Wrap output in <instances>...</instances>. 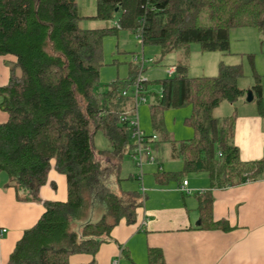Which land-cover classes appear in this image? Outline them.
<instances>
[{
  "label": "trees",
  "instance_id": "16d2710c",
  "mask_svg": "<svg viewBox=\"0 0 264 264\" xmlns=\"http://www.w3.org/2000/svg\"><path fill=\"white\" fill-rule=\"evenodd\" d=\"M117 15L114 27L87 29L79 24L77 0H0V56L15 58L8 83L0 86V108L8 114L0 123V172L8 174L18 199L27 201H42L39 191L53 160L68 181L67 200L42 201L44 213L25 230L6 264H97L95 257L112 239L115 226L138 220L145 195L114 189L122 180L120 159L134 146L136 104L125 108L130 96L123 92L133 85L137 70L109 83L106 91L97 90L105 35L142 28L144 45H159L164 55L176 50L187 55L195 42L205 51L228 52L232 28L257 27L264 33V0H97L94 18ZM249 58L255 68V55ZM187 71L186 63H178L175 74L161 80L151 106L152 123L170 142L171 156L184 161L185 171L208 172L214 187L238 185L264 173V158L240 157L234 143L236 112L214 116L221 103L233 104L249 89L264 114L262 76L254 70V84L246 89L238 83L243 64L222 63L215 76ZM188 105L192 113L186 123L194 136L174 140L164 127L163 112ZM99 130L112 144L109 154L115 163H102L103 152L94 145ZM184 175L164 171L155 179L167 185ZM199 199L200 226L228 230V223L214 219L212 197ZM91 210L99 218L83 224ZM75 225H82L80 231ZM74 254L92 259L75 263ZM148 259L149 264H166L157 247L149 248Z\"/></svg>",
  "mask_w": 264,
  "mask_h": 264
},
{
  "label": "crops",
  "instance_id": "0c3cea01",
  "mask_svg": "<svg viewBox=\"0 0 264 264\" xmlns=\"http://www.w3.org/2000/svg\"><path fill=\"white\" fill-rule=\"evenodd\" d=\"M78 9L80 11L79 5ZM95 14L84 17L94 20ZM86 28H103V26L96 21H89ZM235 31H239V42L242 43L244 51L255 54L258 73L263 77L264 103L262 43L264 33L257 27H240ZM231 43L230 33V48ZM201 50L206 52L205 54H214L204 55L207 61L205 68L209 69V76H215L222 63L227 65L237 63L235 57L231 59L225 57L227 52L205 51L202 47ZM187 51L186 64L189 75L190 48ZM218 52L220 55H215ZM14 61L15 58L11 55L0 56V86L8 83L10 68ZM176 65L173 67L176 68ZM254 80L252 76L251 85L243 88H251ZM242 98L236 101L239 106L231 111V113L236 112L234 143L239 148L243 161H257L264 158V114L261 113L258 103H247L242 101ZM1 99L2 97L0 101ZM253 100H256L255 97ZM178 112L182 118V121L179 119V133H182L180 138L191 139L194 136V129L186 127L183 120L186 121L191 115L192 107L191 105L182 107ZM144 114H146L145 110ZM7 119V112L0 108V123ZM143 124L146 126L145 122ZM185 179L188 180L187 187L191 190L190 194L181 190ZM9 182L8 174L0 172V227L8 229L3 235L0 234V264L9 261L25 230L31 228L44 213L45 206L42 201H65L68 197L67 177L56 170L54 160L48 182L39 191L42 201L18 199L15 188L10 186ZM148 189L146 188L145 193L147 203L143 211H139L137 222L134 224L121 222L115 226L112 239L107 244L111 246L110 253L106 257L107 261L104 257H98L103 247L101 246L95 257L97 264L100 262L112 264L116 256L119 257V264H149L150 247H157L163 251L166 264H264V173L241 184L220 188L212 185L208 172L200 171L193 172L192 177L184 175L177 182H170L167 185H160L155 179L149 182ZM205 195L213 199L214 219L228 223L230 226L228 230L200 226L199 197ZM80 255L87 257L81 260L83 257L75 256L73 262H89L91 259L88 257H92L88 254ZM124 257L128 263L123 262Z\"/></svg>",
  "mask_w": 264,
  "mask_h": 264
},
{
  "label": "rangeland",
  "instance_id": "374dc122",
  "mask_svg": "<svg viewBox=\"0 0 264 264\" xmlns=\"http://www.w3.org/2000/svg\"><path fill=\"white\" fill-rule=\"evenodd\" d=\"M81 18L79 20V24L81 27L86 28L88 26L89 21L98 22L100 26L103 28L114 27L118 23L119 15L115 16L110 20H101L94 19L91 20L89 16L96 13L97 9V0H77ZM240 28V27H238ZM236 29V28H235ZM235 29H231L232 35V45L230 50L225 53V57L237 60L235 64H243L244 67V77L240 79L239 84L242 87H248L251 85L252 76L254 77V70L257 71V62L255 58V68H253L249 54L244 51L242 43L239 42V31L236 32ZM191 56H189L188 64H190L189 75L190 76H209V69L205 68L207 61L206 56L204 55H214V54H205L201 50V45L199 43H192L190 45ZM162 47L155 44H143L142 38L136 32H133L130 29H120L116 33L107 34L103 38V65L100 68L99 75V86L97 87L98 91H106L108 88V84L117 79H125L130 77L133 72L137 70V65L135 64L134 56L135 55H144L147 59L152 58L154 62L147 63L144 73L142 74L143 79H147L148 83V101H141L138 106V115L141 123V128L145 131V133L149 135L156 134L157 137L150 142L153 145V153L156 157L155 162H148V160L144 161L143 172L137 162L133 159V157L129 154V151L124 154V156L120 159L121 169H120V177L121 182H119L114 189L130 191L136 190L139 191L141 195H143L142 187H146L148 189L149 182L155 181V173L170 171L173 173H181L185 172V175L188 177H192L193 172L184 170V161L180 158L174 159L171 156V144L165 139L164 135L161 131L154 128L151 119V106L154 103V97L161 92V80L170 76L168 74V70L178 63H186L188 60V56L184 53V51H173L166 55L162 52ZM254 54V53H252ZM215 55H220L218 52ZM255 55V54H254ZM234 65V64H233ZM175 68V67H174ZM176 72V68H175ZM175 72L172 74L174 75ZM219 72L216 74L218 75ZM259 75H262L258 73ZM263 78V77H262ZM134 84V83H133ZM133 86L130 87L129 96L130 101L125 99L127 104L125 108L133 109L134 108V95H133ZM242 101H247V94L241 99ZM247 103L256 104L257 101L253 100ZM238 102L229 103L223 102L214 110V116L217 118L224 117L231 113V111L238 107ZM186 107V106H184ZM182 108V107H180ZM180 108H169L164 110L163 112V124L165 129L170 133L171 138H175L176 140H186L180 138L182 133H179L180 121L182 118L180 117V112L178 109ZM144 110L146 114H144ZM177 118V122H176ZM180 119V121H179ZM185 123L186 121L183 120ZM146 123L144 126L143 123ZM186 127H191L186 123ZM176 131L178 133H176ZM130 142L132 144L136 143V139H134L131 135ZM94 145L98 151H102L101 160L104 165H109L110 163H115V159L109 154L112 151L113 147L109 139L105 136L102 130H99L94 136ZM162 167V170H160ZM115 172V171H114ZM113 172V173H114ZM143 173V181L139 179L140 174ZM115 175V174H114ZM177 180L171 181V183H175ZM149 190V189H148ZM147 203V199H144V204L140 207L139 211H143L144 205ZM100 216V213L91 210L87 216V219H84L82 223L88 221H96ZM77 226V227H76ZM82 225H75L74 228L80 231ZM112 231V235H113ZM111 241V240H110ZM113 241V240H112ZM115 243V242H113ZM106 242L102 245V249L98 257H104L106 260L107 255L110 253L111 246L107 245ZM107 245V246H106ZM83 257L81 260H85L87 255H74L72 257V261L76 259V257ZM120 256V255H119ZM75 257V258H74ZM116 256L115 258H117ZM78 259V258H77ZM88 259H92V257H88ZM112 260V259H111ZM123 262H127L128 260L124 257ZM100 264H103L100 262ZM132 264V263H131Z\"/></svg>",
  "mask_w": 264,
  "mask_h": 264
},
{
  "label": "built area",
  "instance_id": "2783aa9c",
  "mask_svg": "<svg viewBox=\"0 0 264 264\" xmlns=\"http://www.w3.org/2000/svg\"><path fill=\"white\" fill-rule=\"evenodd\" d=\"M137 34L139 37L142 38V28H139L137 31ZM135 64L137 65V77L134 81L133 86V95L134 100L136 104V111L134 116L131 119V125H132V137L136 139V143L133 146L132 151L130 152V155L133 157V159L137 162V164L140 166L143 172V166L144 161L148 160V162H155L156 157L153 153V145L150 144L151 141H153L157 135L148 136L145 131L141 128L139 123V118L137 114L138 106L141 101L147 102L148 98L145 95L146 89L144 87V83L147 81V79L142 78V74L145 71L146 64L152 63L154 60L152 58L147 59L144 55H135L134 56ZM175 72V68H170L168 73L169 75H172ZM130 89L124 90L123 94L127 95L129 94ZM221 155V153H220ZM162 167H160V170ZM139 179L141 180V183L143 181V173L140 174ZM188 180L185 179L181 185V190L187 194L191 193V190L188 189ZM143 195L146 193V188L142 187ZM8 231L5 227H0V234L3 235ZM112 264H119V257H117Z\"/></svg>",
  "mask_w": 264,
  "mask_h": 264
},
{
  "label": "water",
  "instance_id": "95a60500",
  "mask_svg": "<svg viewBox=\"0 0 264 264\" xmlns=\"http://www.w3.org/2000/svg\"><path fill=\"white\" fill-rule=\"evenodd\" d=\"M253 99H254V93H253V90L252 89H249L248 91H247V101H253Z\"/></svg>",
  "mask_w": 264,
  "mask_h": 264
}]
</instances>
